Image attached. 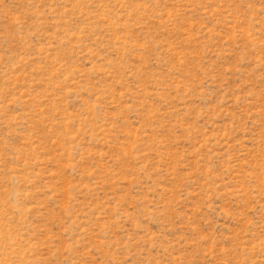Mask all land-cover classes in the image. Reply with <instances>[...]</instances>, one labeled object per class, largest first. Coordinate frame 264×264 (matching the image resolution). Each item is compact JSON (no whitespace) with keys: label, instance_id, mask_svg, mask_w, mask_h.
Instances as JSON below:
<instances>
[{"label":"rangeland","instance_id":"rangeland-1","mask_svg":"<svg viewBox=\"0 0 264 264\" xmlns=\"http://www.w3.org/2000/svg\"><path fill=\"white\" fill-rule=\"evenodd\" d=\"M0 264H264V0H0Z\"/></svg>","mask_w":264,"mask_h":264}]
</instances>
